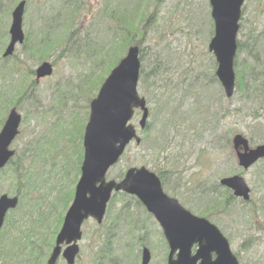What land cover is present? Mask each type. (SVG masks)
<instances>
[{
  "label": "rangeland",
  "instance_id": "rangeland-1",
  "mask_svg": "<svg viewBox=\"0 0 264 264\" xmlns=\"http://www.w3.org/2000/svg\"><path fill=\"white\" fill-rule=\"evenodd\" d=\"M254 1L244 4L245 26L237 39L252 48L237 53L238 68L256 62L257 67L264 66V16L258 12L260 4L254 11ZM140 2L27 0L22 23L25 41L6 59L2 53L18 1L0 2V129L11 108L22 117L11 143L14 162L21 155L22 159L0 171V195L20 199L0 232V264H28V253L36 245L41 247L36 264L47 263L80 176L90 101L107 76L104 64L114 48L110 41L116 37L113 30L119 18L115 11L132 13V21L123 19L122 25L128 30L134 27V37L123 31V40L121 35L114 39L115 46L124 41V55L130 45L144 39L141 73L148 75L146 83H139L138 93L146 99L149 116L141 129L142 113L135 112L131 123L141 142L127 146L108 179L131 167L161 172L165 191L191 213L216 225L239 264H264V158L244 170L232 142L240 133L251 147L264 143V96L247 98L237 88L227 98L212 78L216 63L208 50L214 34L209 0ZM72 14L68 23L66 17ZM41 45L45 50L40 54L27 52L30 47L38 51ZM43 61L51 62L54 71L36 82L34 71ZM232 175L244 178L249 201L216 186L222 177ZM212 192L223 201L230 195L227 209L212 207ZM82 231L75 264H141L143 247L151 252L149 264H166L169 248L162 229L133 196L113 195L103 223L89 220ZM11 239L14 243L8 249L5 242L9 240L10 246ZM57 264L66 261L60 258Z\"/></svg>",
  "mask_w": 264,
  "mask_h": 264
},
{
  "label": "water",
  "instance_id": "water-1",
  "mask_svg": "<svg viewBox=\"0 0 264 264\" xmlns=\"http://www.w3.org/2000/svg\"><path fill=\"white\" fill-rule=\"evenodd\" d=\"M244 1L210 0L215 32L209 43V51L216 58V75L227 97L233 95L235 88L236 37ZM24 8L25 1H21L12 12L10 42L3 53L4 57L11 56L15 46L24 40ZM140 68L139 48L132 46L111 71L91 103V114L83 139L81 177L46 264H57L60 256L65 258L67 264H74L79 253L83 221L92 217L101 222L111 193L121 190L135 194L160 223L170 247L167 264H239L218 227L206 218L192 215L176 199L165 195L159 178L145 167L130 168L119 182L106 181L107 171L117 163L126 146L133 139L140 142L134 125L129 124L134 110L140 108L143 111L140 121L142 128L149 114L145 98L140 97L137 91ZM52 72L51 63L44 61L36 70V78L39 80ZM20 121V115L16 109H12L0 131V169L14 155L9 146L19 133ZM232 141L243 168L247 169L264 158V144L250 148L249 141L242 134H236ZM220 183L231 188L236 197L249 200L250 188L242 176L224 177ZM17 204V196H0V231L6 213ZM63 245H67L64 250ZM195 245L197 249L193 253ZM150 258V251L145 248L142 264H149Z\"/></svg>",
  "mask_w": 264,
  "mask_h": 264
},
{
  "label": "trees",
  "instance_id": "trees-1",
  "mask_svg": "<svg viewBox=\"0 0 264 264\" xmlns=\"http://www.w3.org/2000/svg\"><path fill=\"white\" fill-rule=\"evenodd\" d=\"M140 1H142V0H138V3H137L138 5H141L142 2H140ZM74 6L76 7V9L79 8V4L76 5V3H73L72 7L74 8ZM131 14L132 13H127V14H123V13L120 14L119 13V14H117V11L114 12V15L117 16V17H119L118 19L116 18L118 24H117L116 27H114V30H113L114 36L118 37V36L121 35V36H123L121 38L123 40V38L126 37V35L124 34V32H127V34H130V35H133V31L135 29L134 27H132L131 29L128 30V28H126L125 26L122 25L125 22V20H123V19H126L127 21L130 19V22L132 21L131 20ZM73 19H74V14L66 17V20L68 21V23H71L73 21ZM149 20H150V18L147 21H149ZM153 24L155 25V21H152V24L151 25H153ZM116 37L112 38L111 41H110V43L114 44V48L107 53V63L104 64L105 67H106V70H107L106 71L107 74L113 69V67L123 57L124 52H125V48H126L125 45H124V41L119 42L117 44V46H115L114 39ZM133 37H134V35H133ZM124 40H127V38L124 39ZM143 41H144V39H143V36H142L140 40H138L137 42H134L135 45L140 46V48H141V54L144 51V48L142 46V42ZM45 43H46L47 46L49 45L48 42H45ZM243 47L244 46H242V45L239 44V51L243 50ZM245 48H252V47L246 46ZM27 49H29L27 52L29 54L32 53L33 54L32 56H34L35 54H40V51L45 50V47L43 45H41L38 51H36V48H33V47L32 48L30 47V48H27ZM101 51H103V50H101ZM140 58H141V56H140ZM237 64H238V60H236V66H237ZM256 64H258V63L256 62ZM256 64L246 63L243 66V68H238V67L236 68V74H237V78H238V88L243 89L244 94H245V96L247 98H250L253 95H258V96H261V97L264 96V66H263V68H259V67L256 66ZM215 69L216 68L214 67V70ZM147 75H148L147 73L146 74H143V75L141 73V78H140L141 84H144V83L147 82ZM212 78H215V74L214 73L212 74ZM245 82L248 83L249 86H247L246 84H244ZM21 159H22V156H20L18 159H16L15 162H14V159H12L10 161V164L11 165L18 164L21 161ZM81 160H82V158H81ZM15 173L18 175V178H20V173H18L17 170H15ZM15 173L13 171V174H15ZM158 174L163 179V177H162L163 175L161 174V172H158ZM121 177H122V174L119 177H116V178H121ZM216 186L219 187V190H220L221 187L218 184ZM223 191H225L226 192V195H228V191H226L224 189H223ZM209 194H211V196H212V197L209 196L211 198L212 207H217L219 205L218 206L219 209H223V208H226L227 209V204L226 203H229V199L231 198L230 195L227 196V198H226L225 201H223L224 199L219 194H215L214 192L209 193ZM138 203H139V201H138ZM212 207L210 206L208 208H212ZM203 215H205L206 217L211 216L210 213H203ZM12 226H15V225H12ZM8 235L9 234H7V236ZM110 241H111V239L109 238L108 239V242H110ZM13 243H14V241L11 239V245L8 246L9 240H7L5 242V247L8 248V249L9 248H12ZM51 245H52V241H50V243L48 244V246L51 247ZM14 249L15 250H20L21 247L15 246ZM40 249H41V247L40 246L38 247L37 245L35 247L33 246L31 248V251L28 253V256H30L29 257L28 264H30V263L31 264H33V263L36 264L37 263L38 259L40 258L39 253L41 254V250ZM47 252L48 251H45L44 250V253L43 254L46 255ZM123 264H125V263H123Z\"/></svg>",
  "mask_w": 264,
  "mask_h": 264
},
{
  "label": "flooded vegetation",
  "instance_id": "flooded-vegetation-1",
  "mask_svg": "<svg viewBox=\"0 0 264 264\" xmlns=\"http://www.w3.org/2000/svg\"><path fill=\"white\" fill-rule=\"evenodd\" d=\"M7 0H0V2H6ZM9 2H11V1H18V2H21V1H25V3L27 2V0H8ZM249 1V0H248ZM246 2H247V0L245 1V3L244 4H246ZM254 4H255V9H254V11L255 12H257V5L258 4H260V11H258L259 12V14H260V16L261 17H263L264 16V0H255L254 1ZM244 11H245V5H243V7H242V16H241V21H240V30H239V33L241 32V30H242V28L245 26L244 25V15H243V13H244ZM13 12V11H12ZM254 24V23H253ZM11 25V24H10ZM256 25V24H255ZM9 32V31H8ZM262 33L264 34V30L262 31ZM244 36H245V32H244ZM239 43L240 44H242L243 43V41H239ZM245 44V43H244ZM237 87H238V85H237ZM0 124H1V121H0ZM3 126V125H2ZM2 128V127H1ZM10 148H11V146H10ZM15 151V156H16V150H14ZM14 156V157H15ZM22 156V155H21ZM20 157V156H19ZM18 157V158H19ZM17 158V159H18ZM116 193H113V195H115ZM112 195V196H113ZM80 246V245H79ZM79 254H80V250H79Z\"/></svg>",
  "mask_w": 264,
  "mask_h": 264
}]
</instances>
